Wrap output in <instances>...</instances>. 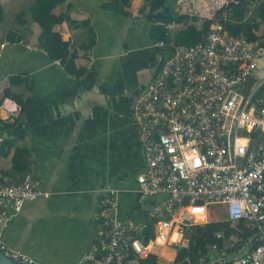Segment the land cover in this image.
I'll list each match as a JSON object with an SVG mask.
<instances>
[{
  "label": "built area",
  "instance_id": "1",
  "mask_svg": "<svg viewBox=\"0 0 264 264\" xmlns=\"http://www.w3.org/2000/svg\"><path fill=\"white\" fill-rule=\"evenodd\" d=\"M234 2L176 1L180 16L210 22L209 31L191 47L160 42L168 57L134 103L145 161L136 178L139 193L158 199L150 215L153 237L144 242V224L118 219V192L105 184L98 231L74 264H137L162 248L188 247L185 230L209 223L214 209L222 211V221L242 224L239 232L247 239L236 243L237 235L217 232L216 242L186 263L264 264V77H255L264 60V37L249 42L224 30L223 12ZM12 45L0 40V62ZM15 45L40 51L23 40ZM14 108L6 112L15 116ZM42 196L31 173L18 183L0 184V252L15 264H44L10 248L1 235L13 212Z\"/></svg>",
  "mask_w": 264,
  "mask_h": 264
},
{
  "label": "crops",
  "instance_id": "2",
  "mask_svg": "<svg viewBox=\"0 0 264 264\" xmlns=\"http://www.w3.org/2000/svg\"><path fill=\"white\" fill-rule=\"evenodd\" d=\"M111 1L66 0L53 10L67 13L73 22L53 31L69 43L70 52L76 51L82 76L68 73L43 51L18 45L8 47L0 62V144L15 142L7 157L0 155V172H9L14 149L24 148L29 173L43 192L12 213L1 235L10 248L40 263L74 264L88 250L98 231L105 184L118 192L120 221L145 225L158 203L139 193L136 178L145 161L133 108L157 78L169 50L151 42L147 13L139 12L142 0H132L124 15L103 8ZM0 2L5 11L0 32L16 29L15 13L31 0ZM24 31L23 41L35 43L39 27L32 24ZM92 37V47L85 50ZM12 78L23 83L12 85ZM8 90L29 103L18 121L2 130L20 114L19 105L3 97ZM14 106L15 116L6 112ZM18 177L5 180L13 184ZM158 252L160 260L171 264L177 251L173 256L166 248Z\"/></svg>",
  "mask_w": 264,
  "mask_h": 264
},
{
  "label": "trees",
  "instance_id": "3",
  "mask_svg": "<svg viewBox=\"0 0 264 264\" xmlns=\"http://www.w3.org/2000/svg\"><path fill=\"white\" fill-rule=\"evenodd\" d=\"M66 0H31L30 4L21 7L15 13L12 23L16 29H10L7 32H0V40H8L15 45L21 40H25L24 29L28 26L36 24L40 33L34 44L38 45L40 51L45 52L51 61H58L65 71L75 76H82L84 71L81 68H76L75 61L77 58L76 51H69V43L61 40L58 33L53 31L56 25L64 22L72 25L73 22L67 13L55 15L53 10L65 3ZM132 0H112L110 3L103 5L107 11L125 14V10L130 8ZM177 0H142V6L139 9L140 13H147L145 19L149 22V38L152 43L163 42L165 45L175 44L191 47L200 43L207 35L210 22H203L196 18H188L180 16L176 10ZM252 1L256 0H235L231 3L223 13L226 14L224 19H221L224 30L231 36H244L249 42L257 41L264 37V0L255 8L251 7ZM221 17V15H220ZM5 23V11L0 2V28ZM180 25L181 28H168V25ZM23 33V34H22ZM93 37L89 43L83 48L88 50L93 45ZM264 61V60H262ZM259 71L256 78L264 77V67L259 66ZM17 78H12V85L23 83L16 82ZM12 98L13 101L20 107V114L16 117L12 124H3L2 130L14 125L23 114L24 109L29 103V100L24 101L15 94H10L9 90L3 96ZM3 100H0V106ZM14 141L4 139L0 144V155L7 157L8 153L14 148ZM30 172L28 152L24 148H15L11 158V168L9 172H0V184H12L5 180L9 177L21 176L16 182L18 183L22 177ZM242 224H232L228 221L209 222L203 226L196 225L185 230V237L188 239V247H183L177 250L174 257V264H187L185 259L189 258L191 263L197 257L206 252V246L216 242L215 234L222 232L225 238H229L232 234L237 235L236 243H241L247 239L246 233H240L239 229ZM144 242H147L153 237L152 220H148L144 228ZM161 260L156 255H149L144 260H138L137 264H157Z\"/></svg>",
  "mask_w": 264,
  "mask_h": 264
},
{
  "label": "rangeland",
  "instance_id": "4",
  "mask_svg": "<svg viewBox=\"0 0 264 264\" xmlns=\"http://www.w3.org/2000/svg\"><path fill=\"white\" fill-rule=\"evenodd\" d=\"M261 2H259L258 0L256 1H252L251 3V7L252 8H255L256 6H258ZM225 217H224V214L222 213L221 210H218V209H214L212 210V213H211V217H210V221L209 222H218V221H222L224 220ZM201 226V225H200ZM187 239V238H186ZM178 248V247H177ZM177 248L176 247H171V248H166L168 251H170V253H172V256H173V253L175 251H177ZM167 254V253H166ZM168 257V256H167ZM167 263V262H166ZM167 264H170V263H167Z\"/></svg>",
  "mask_w": 264,
  "mask_h": 264
},
{
  "label": "water",
  "instance_id": "5",
  "mask_svg": "<svg viewBox=\"0 0 264 264\" xmlns=\"http://www.w3.org/2000/svg\"><path fill=\"white\" fill-rule=\"evenodd\" d=\"M0 264H15L0 252Z\"/></svg>",
  "mask_w": 264,
  "mask_h": 264
},
{
  "label": "bare ground",
  "instance_id": "6",
  "mask_svg": "<svg viewBox=\"0 0 264 264\" xmlns=\"http://www.w3.org/2000/svg\"><path fill=\"white\" fill-rule=\"evenodd\" d=\"M14 263V262H13Z\"/></svg>",
  "mask_w": 264,
  "mask_h": 264
}]
</instances>
